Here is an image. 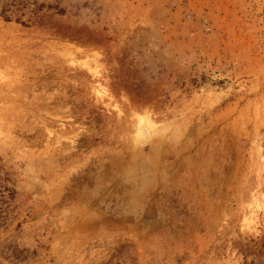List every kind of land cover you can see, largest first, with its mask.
<instances>
[{
  "label": "rangeland",
  "instance_id": "obj_1",
  "mask_svg": "<svg viewBox=\"0 0 264 264\" xmlns=\"http://www.w3.org/2000/svg\"><path fill=\"white\" fill-rule=\"evenodd\" d=\"M15 1L0 264H264V0Z\"/></svg>",
  "mask_w": 264,
  "mask_h": 264
},
{
  "label": "bare ground",
  "instance_id": "obj_2",
  "mask_svg": "<svg viewBox=\"0 0 264 264\" xmlns=\"http://www.w3.org/2000/svg\"><path fill=\"white\" fill-rule=\"evenodd\" d=\"M71 64H74V62H71ZM79 65H81L83 68H85L86 71L88 70L95 77H97L99 75L98 72L96 70H93V68L88 63L83 62V63H79ZM105 94H106V91L103 88H98V87L94 88V95H95L97 100L102 99L105 96ZM151 128H152V124L147 118H142V117L138 118L136 125H135L136 138L139 139L142 136L147 135ZM257 203H258V201H257ZM256 208L260 209L261 207L259 205H256ZM244 221H245V226L248 228L249 222L247 221V219H245Z\"/></svg>",
  "mask_w": 264,
  "mask_h": 264
},
{
  "label": "trees",
  "instance_id": "obj_3",
  "mask_svg": "<svg viewBox=\"0 0 264 264\" xmlns=\"http://www.w3.org/2000/svg\"><path fill=\"white\" fill-rule=\"evenodd\" d=\"M1 2H3V9L0 11V16H3L5 21H9V17L6 16V10L11 7L12 5H17L18 3L15 0H2ZM20 3V2H19ZM42 8H44L43 5H39L37 6V10H41ZM49 8V7H47Z\"/></svg>",
  "mask_w": 264,
  "mask_h": 264
}]
</instances>
